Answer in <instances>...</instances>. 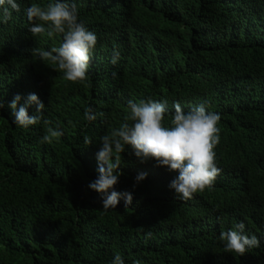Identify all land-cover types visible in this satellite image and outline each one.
I'll use <instances>...</instances> for the list:
<instances>
[{"label":"trees","instance_id":"obj_1","mask_svg":"<svg viewBox=\"0 0 264 264\" xmlns=\"http://www.w3.org/2000/svg\"><path fill=\"white\" fill-rule=\"evenodd\" d=\"M68 2L97 36L96 57L84 83L64 80L52 65L39 90L44 118L63 132L51 144L40 142L42 121L20 128L8 105L17 94L23 104L39 83L40 59L30 50L48 51L62 38L32 36L25 10L0 24V264H112L116 254L124 264H264V0ZM147 98L167 102L166 126L176 103L220 115L215 150L224 176L194 206L174 200L173 191L157 203L141 200L151 205L132 200L126 208L121 199L104 211L101 195L88 188L98 175L100 137L124 122L129 100ZM89 107L98 114L92 122L84 119ZM35 112L30 105L28 114ZM121 156L115 190L133 199L145 192L134 179L141 172L178 175L154 161L141 164L127 147ZM159 206L154 219L143 209ZM202 211L222 213L218 229L198 231L192 217ZM238 222L260 240L243 257L226 253L218 239Z\"/></svg>","mask_w":264,"mask_h":264},{"label":"clouds","instance_id":"obj_2","mask_svg":"<svg viewBox=\"0 0 264 264\" xmlns=\"http://www.w3.org/2000/svg\"><path fill=\"white\" fill-rule=\"evenodd\" d=\"M24 10L28 22L32 25L28 29L32 36L46 34L51 39L59 35L62 39L58 47H52L48 51L40 48L30 50L33 56L40 59L36 62L40 64L38 69L42 71L35 75L39 83L35 90L28 88L32 92L23 104H20L21 96L17 94L8 107L14 117L13 123L20 128L27 129L42 121L45 134L40 142L51 144L59 139L63 132L52 127L51 120L44 118L42 113L45 106L39 100V90H46L53 71L52 65L56 66L55 70L63 73V79L68 82L84 83L87 81L88 70L96 57L97 36L78 21L77 11L68 0H52L46 6L37 3L30 4L26 0H0V24L12 19V12L21 15ZM255 58H257L256 51ZM118 59L119 52L114 51L111 63L116 64ZM244 62L247 66L249 61ZM94 64H98V59ZM237 69L241 68L237 66ZM241 74L244 73L241 71ZM116 75L115 72L112 73L113 78ZM18 104H20L19 108ZM33 104L36 106V112L30 116L28 107ZM3 108V100L0 98V110ZM127 108L129 114L125 116L124 122L100 137L101 147L96 153L98 175L88 184L91 191L101 195L102 209L104 211L115 209L121 199H124L126 208L132 200L141 206L151 205L153 203L141 200L150 197L156 199L157 203L164 200L166 196H173L171 194L173 191L175 193L173 199L176 201L181 199L191 206L205 202V192L214 190L224 176L221 160L215 150L220 139V129L217 126L220 115L208 111L204 104L193 106L185 112L180 104L176 103L173 105L174 113L171 114V119L166 126L164 123L166 114H168L166 101L161 102L152 98L142 99L139 102L129 100ZM97 115L89 107L84 112V119L92 122L96 120ZM85 144H92V140L85 137ZM126 147L141 164L154 161L156 167L166 168L169 172H176L178 175L174 179L168 177L167 180L166 176L158 177L141 172L134 179L139 185L144 182L141 190L145 192L142 198L133 199L128 191H116L115 185L122 174L118 171L122 162L121 154L125 152ZM143 209H147V212L151 209L148 212L151 219L162 211L160 206ZM221 214L219 212H198L192 217V223L197 225L201 233H209L219 228L222 219L218 217ZM228 224L224 228L225 231L224 229L220 231L218 237L224 243L226 253H234L236 256L243 257L250 249L260 246V240L255 235L245 234L243 222L236 223L233 229L226 231ZM112 264H124L122 256L116 254ZM133 264H142V261L135 260Z\"/></svg>","mask_w":264,"mask_h":264}]
</instances>
